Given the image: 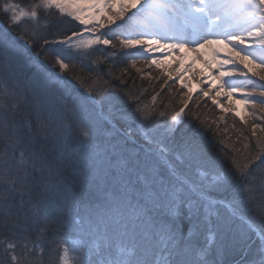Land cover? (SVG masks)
Segmentation results:
<instances>
[{"label":"rangeland","instance_id":"rangeland-1","mask_svg":"<svg viewBox=\"0 0 264 264\" xmlns=\"http://www.w3.org/2000/svg\"><path fill=\"white\" fill-rule=\"evenodd\" d=\"M95 1L99 2V0H92V2ZM85 6L86 8L91 6L89 0L87 4L85 3ZM0 9L3 18L9 25V31L8 27L6 31L7 34L10 35V32L19 34L20 36L15 37V39L21 45L26 47V44H28L22 36L31 39L33 41L31 43L36 45H43L42 40H52L56 37L52 31L59 27L54 26V23H50L47 19L50 13L61 15L54 9L45 12L39 7V0L33 6L16 5L13 0H0ZM5 9H8V11L5 12ZM33 10L38 12V21L24 19L17 26L10 24V18H13L14 15H18L21 11L30 14ZM85 14L84 11L80 12L83 17ZM103 14H105V18L100 20L104 24L102 29L99 28V25L94 26V20L88 19L85 25H81L78 21L63 16L69 22L78 25L84 39L99 37L100 39L107 38L110 41V46H92L87 50L88 55L71 60L63 72H61L58 65H46L48 63L47 59L55 62L54 53L56 49L52 45H44L45 51L41 53L43 59L38 60L36 56L33 57V60L39 62L42 66L34 65L30 67L26 50L20 44L19 46H13L4 38H0V43L3 44L5 49L2 54L6 57L2 66H0V90L12 91L21 88L24 93H30L32 85L37 87L38 90H42L44 79L52 76L54 77L53 81L57 83L55 87L57 91L52 92L53 97L58 96V91L63 95V91H65L64 97H66L67 102L69 101L70 104L72 102L75 104V108L84 110L82 113L85 116L96 113L101 122L126 137L130 144L134 143L132 142L131 130H125L121 127L133 128L134 133H138L141 139L144 129L147 128L153 137V143H145L142 139L143 142L139 149L142 153L145 151L149 156H152L148 157L144 154L150 160H147L150 162V164H147V171L150 175L159 177L157 184L151 185L150 194L155 198L164 197V199L175 200L176 203L184 205L182 213L180 211L171 212L167 217L175 220L171 222H174L173 224L182 233H180L178 239L164 230L161 231L153 227L145 219L141 221L144 217L143 209H131L122 204L120 206L115 201H110L90 214L83 213V211L78 216L72 215L78 217L77 221H80L79 224L75 221L76 231L72 239L63 243L61 241L49 243L47 249L43 245V240H41L39 245L36 244L35 259L39 258L42 261L41 264H61V254L64 250H67L68 264H92L93 261L99 264L101 259L100 249H103V258L109 264L115 258L139 260L145 256L151 260H169L174 264H204L205 260L207 264H219L221 253L226 246L224 242L230 240L228 245L233 247L244 242L247 243L242 250V260L237 264H264V238L255 226L256 224L250 218H247L249 216L246 214L250 213V217L254 220L259 216L258 212V215L253 212L255 211L254 208L257 207L253 206V208L251 206L253 199L248 198V193L251 194L255 189L257 179L264 176V168L253 172L255 180L250 188L237 185V182H235L234 185L238 186L235 187L238 191L234 196L230 191L233 188L232 180L226 187L219 186L215 180V174L218 172L233 175L232 166L237 165L241 157H243V168L250 169L252 167L249 163L253 161L255 163V160L263 155L264 104L254 103V101L264 99L259 96V92L264 90L262 88L264 80L260 79L261 76H264V70L256 66L261 59V53L258 50H248L253 51V56L250 57L253 63L248 64V68H245L246 61H241L236 54V49L240 46L233 47L229 43H212L211 55L208 57V61L204 56L202 58L194 52L188 53L186 56L181 54L182 49L186 53L190 52L187 43L181 49L168 48L164 53L161 52L160 48L153 50L156 49L155 45L152 46L150 52H143L142 48L145 46L139 45L136 49L126 50L121 48L119 44L120 39L123 37L109 30L112 26L109 25L107 18H115L118 13L113 9L105 8ZM220 15L223 16V12ZM90 17L97 18V13L92 14ZM171 18L176 19L177 23L180 22L176 25L169 20L166 21L176 32L193 37L194 34L189 32V28L193 25L181 20L178 15ZM213 19H215V16H213ZM118 23L122 22L118 21ZM130 23L138 24L139 21L134 20ZM193 28L199 33L205 32L203 26L202 29ZM185 29H189L188 32ZM117 31L123 30L118 29ZM147 31L137 27V33L144 32L145 34H134L133 39H156V36L147 34ZM243 34L246 35L247 33ZM198 36L196 35L195 39H198ZM215 38L219 37L212 35L208 39ZM75 39L79 41L80 37ZM158 43L164 45L166 40L160 39ZM201 45L204 46V43L196 47H202ZM196 47H192L191 50ZM129 51L135 53V56L124 54ZM9 52L13 54L9 55ZM112 60H118V62L115 63ZM197 61L200 62V70L195 68ZM231 61H236V63L233 64ZM189 62L194 63V65L189 64ZM210 62L212 65H210ZM104 63H109L108 65L111 68L113 66L114 68L119 67L120 70L125 66L123 73L127 76L134 75L136 83L141 84L140 91L143 100L135 103V108L139 105L137 114L130 115L129 112L132 111L127 110V105L126 109L118 104V100H115L117 95L111 93L107 87V82L103 81L102 75L106 73L101 72V70L109 71L111 69L108 66L105 67ZM12 67L15 68L14 72H11L13 79L6 80L4 73L8 74V69ZM57 69L58 72H56ZM248 69H251V71H248ZM84 72L88 75L85 81L80 76ZM198 72L201 73L199 77L196 76ZM245 72L247 75H241ZM227 73H232L231 89L225 84L228 79ZM254 73L256 74L254 75ZM65 74L71 79L72 85H74L73 88H64L63 77ZM75 82L84 83L87 87H80L79 83L80 86L78 87ZM115 83L116 81L113 80L112 84ZM129 87H133L132 84H129ZM3 93L4 91L0 94ZM241 93L251 95H241ZM22 99L23 97H21ZM52 102L56 104V107L57 105L60 107L66 104V102H58V100L57 103ZM77 105L78 107H76ZM181 110L183 111L181 112ZM157 112L160 113L155 114ZM177 112H181L178 117V125L192 113L200 112L201 117H204L208 122L205 125L207 128H211L214 124L216 125V131L223 135L228 134V136L235 137V139L238 135L240 140L236 143L235 139L231 140L225 137L224 141L220 140L218 143V146H220L219 151L214 153L213 156L210 153L204 155V159L196 153L191 157L188 156L186 149L189 145L198 148L189 139H187L188 146L182 142V153H174L168 149V145L176 143L175 134H172L171 138H165L163 127L173 123L172 117ZM116 122L120 125L118 126ZM157 129L160 131H156ZM184 136L182 133L181 137L184 138ZM161 149H163V152ZM248 159H250V162L247 163ZM155 160L160 163L161 168H163V163H167L164 170L167 173L163 174L158 171L160 175H157V169L153 168L154 163L156 164ZM143 164L144 162H140L139 166L142 167ZM176 175H181L184 181L180 182L182 184H177L178 186L169 180L173 177L175 181ZM186 180H192L197 185L196 187L202 195L201 198L193 200L190 197L189 188H187L189 183ZM145 181L146 179L140 177L139 182L141 183H138L144 184ZM149 185L150 183L147 182L146 186L149 187ZM133 191L144 194L135 187ZM217 198L221 199L223 204L225 203L224 205L231 209L232 214L228 213L222 203L218 202V204L211 200ZM204 200L212 201L213 204L217 203L220 207H210ZM164 201L166 202V200ZM192 213L195 215L192 219H189V215ZM165 218L166 216H164ZM168 223L170 222L168 221ZM201 231L204 233H201ZM210 235L213 237L214 243H209ZM0 248H3V246H0ZM4 249L8 251L11 261L16 258L12 257L9 246H5ZM42 251H45V253H42ZM129 252L132 253L131 256L126 255ZM17 253L19 255L20 251H17ZM21 254H25L24 250Z\"/></svg>","mask_w":264,"mask_h":264},{"label":"trees","instance_id":"trees-1","mask_svg":"<svg viewBox=\"0 0 264 264\" xmlns=\"http://www.w3.org/2000/svg\"><path fill=\"white\" fill-rule=\"evenodd\" d=\"M13 1L16 5L22 6H33L37 2V0ZM47 20L50 23H54V26L59 27L52 31L56 35L54 39H65L74 32H80L78 25L69 22L66 17L50 13ZM8 26L0 9V38H4L13 46H19L20 42L15 37L20 35L12 32H10V35L7 34ZM22 37L26 40V43L28 42L26 47L20 44L29 57L27 60L28 65L30 67L34 65L42 66L39 62L33 60V56H36V53L40 51L41 44H32L31 42L33 41L31 39L25 36ZM41 43L43 44L44 40ZM29 45L31 46L29 47ZM41 58L43 59V54H41ZM112 61L118 62V60ZM47 62V66L56 65L51 59H47ZM108 64L104 63L105 67H110ZM125 68L124 66L120 70L119 67L114 68L113 66L109 71L101 70V72L106 73L102 75L103 81L107 82V87L111 93L117 95L115 100H118V104L124 108L127 105L128 109H126L132 111L129 113L133 115L138 113L139 105L135 108V103L143 100L140 91L142 87L139 82L136 83L134 75H128L130 76L128 77L127 74L123 73ZM14 70L15 68L12 67L8 69V74L4 73L6 80L13 79L11 72H14ZM56 72H58V69ZM80 76L85 81L88 75L84 72ZM53 78L50 76L44 79L42 90H38L37 87L32 85L30 93H24L20 88V90L14 89L12 91L5 89L4 93L0 94V103H2L4 109L0 112V187L4 186L6 177L15 178L24 175L23 168L17 163V158L20 156L21 151L24 152L25 156L35 155L43 158L42 166L44 167V172L42 174L39 171L33 173L29 183L33 185L41 184V175L43 182L41 186L32 188L31 200L25 205V212L18 211L21 201L19 196L9 199L7 204L13 208L11 215L13 217L18 216L21 223L25 220V214L28 217L37 214L40 217L47 215L48 218L47 227H25L21 232L13 227L17 223L16 219H9L7 207L3 208L5 215L0 217L4 221L0 225V245L3 246V248H0V264H11V257L4 247L9 246L12 242H15L16 245L15 249L11 250L12 257H16V264H41L42 261L37 257L35 259V256L31 255L29 251L33 245L37 244V236L41 232L43 233V245L46 249L49 243L69 241L75 235V221L78 220V217L72 215L78 216L83 211V213L90 214L110 201H115L120 206L122 204L131 209H143L144 217L141 221L145 219L153 227L161 231L164 230L179 239L182 232L176 228L175 224H173L174 222H171L175 221L174 219L167 218L170 213L169 204L171 200L166 197V199L164 197L155 198L150 194L151 187L157 184L159 177L150 175L147 171V164H150L148 162L150 160L144 154L148 157L152 156H149L145 151L142 153L139 149L143 142L140 135L134 133L133 128H124L122 125V129L131 130L132 142L134 143L130 144L126 137L101 122L96 113L94 115L90 113L89 116H85L82 113L84 110L75 108V104L72 102L70 104L66 99L64 100L66 104L60 107L57 105L56 107V104L52 102L55 101L57 103L58 100V96H52L57 84L53 81ZM113 80L116 81L115 84H112ZM63 81L65 82L64 88H73L74 85H72L71 79L66 74L63 77ZM78 83L75 82L78 87L80 85V87H87L84 83H79L80 85ZM129 84H132L133 87H129ZM63 92V96H65V91ZM58 93L60 92L58 91ZM89 93L91 92L89 91ZM21 97H23L22 100ZM14 102L19 104L15 112L11 109V105ZM65 105H67V108ZM132 107L135 109L132 110ZM37 108L38 111L35 110ZM158 113L160 112L155 114ZM206 123L208 124L206 119L201 117L200 112H194L189 117H186L185 121L177 126L174 133L176 143L168 145V149L174 153H182V142L188 146L187 139H189L198 147L195 153L204 159V155L210 153L213 156L215 155L214 153L219 151L220 146H218V143L220 140L224 141L225 137L231 140L235 139V137L228 136V134L223 135L216 131V125L214 124L211 128H207L205 126ZM41 125H43V128H41ZM81 125L90 126L92 129L91 138L83 142L79 135ZM117 125L119 126L120 124L117 123ZM182 133L185 135L184 138L181 137ZM239 138L237 135L236 143L240 140ZM249 160H247V163L250 162ZM242 161L243 157H241L237 165L232 166L234 170L232 176L234 178L232 179L233 188L230 191L233 196L238 191L235 188L238 187L237 185L250 188L255 180L253 172L264 168V155H260L255 160V163L254 161L250 162L249 164L252 167L250 169L243 168L244 164ZM140 162H144L142 167L139 166ZM155 162L156 164L154 163L153 168L157 169V172L167 173L164 171L167 163H163V168H161L160 163L157 160ZM30 167L31 162H29ZM49 167L51 168L50 177ZM237 169L245 173V176H238L236 173ZM157 175H160V172ZM176 176L182 177L181 175ZM140 177L146 179L144 184H139L141 183L139 182ZM169 180L174 182L176 186L180 183L176 179L174 181L173 177ZM147 182L150 183L149 187L146 186ZM187 182L191 187H195L194 189L197 192L201 193L192 180ZM235 182H237V185H234ZM134 187L144 192L145 195L134 192ZM175 188L177 189V187ZM188 192L193 200L197 198L195 194L192 195V191L188 190ZM248 198L253 199L251 206L258 208L253 207L255 210L253 212L257 215L259 213V216L254 220L250 217V213H246L249 216L247 218H250L256 224L255 226L264 238V176H260L257 179V185L251 194L248 193ZM23 200H28V194L24 195ZM216 200L221 199L217 198ZM0 201H3L2 194H0ZM163 203L166 205L164 206ZM181 204L177 203V205ZM209 206L212 207L211 205ZM251 206L250 208H252ZM28 208H35L38 212H27ZM183 209L184 205L179 207L178 211L182 213ZM164 216H166L165 219ZM201 233L204 232L201 231ZM25 241L30 242L27 247L25 246ZM229 241L224 242L226 246L221 253L219 264H233L243 255L242 250L247 243L244 242L239 246L233 247L228 245ZM22 250H24L25 254H21ZM17 251H20L19 255ZM42 253H45V251H42Z\"/></svg>","mask_w":264,"mask_h":264},{"label":"snow or ice","instance_id":"snow-or-ice-1","mask_svg":"<svg viewBox=\"0 0 264 264\" xmlns=\"http://www.w3.org/2000/svg\"><path fill=\"white\" fill-rule=\"evenodd\" d=\"M82 2L83 0H39V7L45 12L49 9H54L61 16H67L73 21H78L81 25H85L87 20L91 19L95 21L94 26L99 25V28H104L103 22L96 17H89L86 19L80 15V12L82 11L80 4ZM89 2L91 3V9H98L102 12L105 8H109L118 13L115 18L108 17L107 19L109 25L112 26L109 30L123 37L119 41V44L123 49H136L138 45L145 46L142 48L143 52H150L153 45L156 46V49L153 50H158L161 47L169 49L181 48L185 43L192 42L199 44V40L195 39V36L199 35L204 37L205 44L229 43L233 47L240 46L236 49V54L241 61H246L244 65L245 68H248V64L253 63L250 57L253 56V51L258 50L261 53V59L256 66L264 70V0H99V2H92V0H89ZM7 11L8 9H5V12ZM221 12H223V16L220 15ZM176 13H183L186 16L192 17L198 25H202L205 28V32L194 33L193 37H189L184 33L176 35V30L166 22ZM193 13L196 15L193 16ZM213 16H215V19H213ZM24 19L38 21V12L33 10L29 14L21 11L18 15H14L13 18H10V24L17 26ZM134 20L139 21V23H130ZM118 21H121L122 23H118ZM137 27L148 30L147 34L156 36V39H133L134 34H145L144 32L137 33ZM118 29L123 31H117ZM245 32L247 33L246 35L243 34ZM169 33L173 34L170 35ZM207 35H213L219 38L208 39ZM76 37H80L79 41L75 39ZM160 39H165L166 43L164 45L159 44L158 41ZM44 45H52L56 49L54 53L55 64L58 65L61 72H63L66 70V66L71 60L88 55L89 52L87 50L92 48V46H110V41L107 38L100 39L99 37L94 39H84L83 33L81 32H74L65 39H45L44 44L41 45V50L36 53V59L38 60L41 58V53L45 51ZM30 46L31 45H29V47ZM4 50L3 44L0 43V66H2L6 59L2 54ZM12 54L13 53L9 52V55ZM124 54L133 57L135 56V53H132L131 51L125 52ZM231 63L235 64L236 61H231ZM248 71H251V69H248ZM255 74L256 73H254V75ZM241 75H247V73H241ZM227 77L228 79L225 81V84L231 89L232 85L230 80L232 73H227ZM260 79L264 80V76H261ZM262 88H264V85H262ZM3 91L4 90H0V93ZM241 95L251 94L241 93ZM259 96L264 98V90L259 92ZM64 100L65 97L63 94L58 93V102ZM254 103L264 104V99L254 101ZM18 107L19 104L15 102L11 105L13 112H15ZM65 107L67 108V105H65ZM3 110V105L0 103V112ZM35 110L38 111V108ZM182 111L183 110H181V112ZM181 112H177L176 115L172 117V124L163 127V135L165 138H171V135L175 133L176 127L179 123L178 117L181 115ZM41 128H43V125H41ZM156 131L160 130L157 129ZM79 135L82 142L90 139L92 135L91 127L81 125L79 128ZM142 139H144L145 143H153V137L148 132L147 128L143 131ZM161 151L163 152V149H161ZM196 151L197 149L193 145H189L186 149V152L190 157L193 156ZM42 161L43 158L41 157H36L35 155L25 156L24 152L21 151L20 156L17 158V163L23 168L24 175L15 178L6 177L4 186L0 187V194L3 195V201H0V217L5 215L3 208L7 207L8 218L16 219L17 221L13 227L21 232L25 227H47L48 224L47 215L40 217L38 214L31 217H28L25 214V220L21 223L18 216L13 217L11 215L13 208L11 205L7 204L9 199L19 196L21 201L18 211L25 212V205L31 200L32 188L34 186L38 187L42 185V175L41 184L33 185L29 183L33 173L39 171V173L42 174L44 172ZM29 162H31L30 168ZM204 171L206 172L207 170L205 169ZM236 173L238 176H245V173L240 172L239 169L236 170ZM50 176L51 168L49 167V177ZM233 178L234 177L228 173L218 172L215 174V180L221 187H226ZM25 194H28L27 201L23 200ZM181 206L183 205H177L176 201L172 200L169 204V212L178 211V208ZM27 212L37 213L38 210L35 208H28ZM194 215V213L190 214L189 219H192ZM3 222L4 221L0 219V225H2ZM79 223L80 221H77V224ZM42 239L43 233L41 232L37 236V245H39V242ZM28 243L30 242L25 241L26 247ZM209 243H214L211 235L209 236ZM37 245H33L29 250L30 254L33 256L36 255ZM15 247V242L9 244V250H14ZM103 251V249H100L101 259L99 264H109V262L103 258ZM126 255L131 256L132 253L129 252L126 253ZM60 259L61 264H68L69 257L67 255V250H64ZM11 264H16L15 259L12 260ZM92 264H97V262L93 261ZM110 264H174V262L163 259L151 260L145 256L139 260L115 258ZM204 264H207L206 260Z\"/></svg>","mask_w":264,"mask_h":264},{"label":"bare ground","instance_id":"bare-ground-1","mask_svg":"<svg viewBox=\"0 0 264 264\" xmlns=\"http://www.w3.org/2000/svg\"><path fill=\"white\" fill-rule=\"evenodd\" d=\"M87 1H88V0H83V2L80 4V8L82 9V11L86 12V14L84 15V17L89 18L92 14L97 13V19H98V20H102V19H104V18H105V14H103L104 10L101 12V11L98 10V9H91V6H88V8H86L85 3L87 4ZM95 2H98V1H95ZM82 11H81V12H82ZM175 15H178V16L180 17L181 20L186 21L187 23L193 25V27H198V28L202 29V25H198V24L192 19V17L186 16V15H184L183 13H176ZM175 15H173L172 17H174ZM192 15L195 16L196 14L193 13ZM168 20H169L170 22H172L173 24H176V23H177L176 19H173V18H171V17H170ZM177 24H180V22H178ZM177 24H176V25H177ZM193 27H190V28H189V29H190L189 32H191V34L199 33V32L196 31L195 28H193ZM178 28H180V27H178ZM191 28H192V29H191ZM189 29H185V30L188 32ZM172 34H173V33H170V35H172ZM175 34H176V35H179L180 33H178V32L175 31ZM197 36H198V35H197ZM211 36H212V35H207V38H210ZM197 40H199V44L191 43V42H190V43H187V45L190 47V48H189L190 50H188V51H190V52H187V53H186V51H184V50L182 49L181 54H183V55L186 56L188 53L194 52V53H196V54L202 56V58H203V56H204L205 59H207V61H208V57L211 55L210 52H211V46H212V44H205V43H204V37H203V36H198V39H197ZM203 43H204V46H202V47L199 46V48L196 47V46H198V45H200V44H203ZM192 47H196V48H195L194 50H193V49L191 50ZM160 49H161V52L164 53V51L167 50L168 48L161 47ZM180 49H181V48H180ZM189 61H190V60H189ZM191 61H192V60H191ZM189 64H193V65H194V63H191V62H189ZM210 65H212L211 62H210ZM195 68H196V69L198 68L197 70H200V68H201L200 62L197 61V62L195 63ZM200 74H201V73L198 72V73L196 74V76L199 77ZM234 264H237V262H234Z\"/></svg>","mask_w":264,"mask_h":264}]
</instances>
